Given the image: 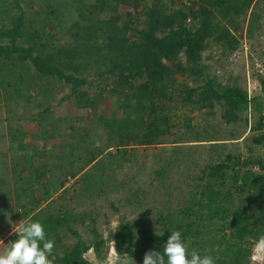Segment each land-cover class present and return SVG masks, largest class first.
Listing matches in <instances>:
<instances>
[{
  "label": "trees",
  "instance_id": "obj_1",
  "mask_svg": "<svg viewBox=\"0 0 264 264\" xmlns=\"http://www.w3.org/2000/svg\"><path fill=\"white\" fill-rule=\"evenodd\" d=\"M189 2L185 5L177 0L172 6L166 0H72L69 5L60 0H0V103L9 106L13 97L10 91L3 90L16 82V104L20 100L31 103L39 96L54 97L59 88H67L68 97L78 110L94 114L97 100L84 88L113 77L108 92L128 107V113L105 122L104 126L108 146L115 143L117 153H122L165 144L172 127L168 117L158 113L159 95L177 91L174 87L180 75L200 82L179 91L185 104L202 111L220 105L225 124H238L249 109L248 95L237 86L222 85L212 76L204 64L203 53L215 45L220 57L231 58L241 45L242 38L236 33L245 26L252 36L261 28L259 5L256 0ZM64 5H69L77 15L67 28ZM141 5L142 12H138ZM25 7L41 17L38 25L50 23L54 31L64 28L68 40L45 41L43 34L49 29H39L28 19ZM38 108L40 112L30 120L35 125L52 110L51 106L42 108L40 104ZM263 129L264 122L260 121L256 130ZM252 140L261 145L264 135ZM210 145V153L217 155V162L206 165L198 174L184 173L188 181L183 191L176 187L178 191L173 192L166 184L167 166L156 170L155 178L160 183L166 180L161 185L167 197L156 219L158 228L154 231L130 222L123 224L113 236L120 255L143 264L145 252H162L171 231L179 230L189 253L196 249L201 255L211 254L216 264L251 263L255 245L264 236V162L253 156L246 158L243 153L224 154L222 150L228 146L217 140H211ZM37 152L44 155L41 150ZM103 155V150L90 152L73 174L76 177L83 173L81 178L90 179L85 188L88 193L93 189L100 191L111 180L107 167L99 170L96 166ZM34 161L25 157L19 167L27 170L36 164ZM94 169L99 174L91 178L90 171ZM36 172L46 174L39 165ZM175 192H180L181 197L174 208L172 202L178 201ZM45 194L52 197L49 191ZM45 210L34 214L32 221L42 223L48 239L55 235L57 249L63 251L58 256L55 245L57 263L93 264L85 258L89 249L97 256L104 255L106 242L96 240L98 235L90 242L79 239L71 249H66L60 230L73 231L69 225L76 218L62 210Z\"/></svg>",
  "mask_w": 264,
  "mask_h": 264
},
{
  "label": "rangeland",
  "instance_id": "obj_2",
  "mask_svg": "<svg viewBox=\"0 0 264 264\" xmlns=\"http://www.w3.org/2000/svg\"><path fill=\"white\" fill-rule=\"evenodd\" d=\"M71 1L60 0L63 4L65 2L69 4ZM86 1L89 3L93 0ZM166 1L172 6L177 4V0ZM143 4L145 5V3ZM69 5L63 7L66 22L64 26L66 28L77 19L75 10ZM142 9L141 5L137 11L142 12ZM25 11L27 12V18L33 20V23L39 29L41 27L49 29L48 32L43 34L45 41L62 43L68 40L64 28L54 31L50 23L40 26L38 22L41 17L35 15L27 7H25ZM260 29L263 30L262 27ZM240 30H244V27ZM262 41L264 42V38L260 40V42ZM258 42L259 39L257 38L252 39L255 47H257ZM254 52L259 59H262L261 56L264 57V47L256 48ZM203 57L204 64L209 67L212 76L223 85L228 83L229 74L233 70L238 73L242 70L240 63L234 65L230 61V57H220L215 45L207 48L203 53ZM112 80L113 77H108L101 80L97 85L84 88L97 100L94 114L78 110L74 100L68 97L69 89L67 88H59L54 93V97L42 98L39 96L32 99L31 103L20 100L16 104L14 94V90L17 88L16 82L11 83L3 90V92L10 91L13 97L9 106L3 107L2 103L0 104V117L4 115L3 111H5L9 124H15L16 126L10 128V141L8 143H5L3 132L0 130V170H5L7 161H10L12 167L17 169L20 166L19 162L21 163L25 157H31V154L36 160L34 166L37 168L42 162V157L37 151L41 150L44 155H48V157L43 156L42 158L43 163L46 164L43 166L46 174L42 176L43 183L40 181L43 191L36 196L39 205L45 206L43 209V211L46 209L45 212L56 213L62 210L63 212H69L76 218L75 223L69 225L76 234L66 228L60 230V240L66 249H71L79 239L90 242L98 235L96 240L101 239L106 242L104 255L109 250L112 251L113 236L126 222L154 231L157 230L156 219L158 213L164 209L163 206L167 201V197L166 191L161 185L166 180L160 183L155 178L156 170L162 165L167 166L166 184L169 187L171 186L173 192L178 191L176 187L183 191L186 189L188 181L184 173L189 171L198 174L206 165L217 162V155L210 153L211 140H217L220 144L230 146L225 150L221 149L224 154L227 152L242 153L241 143L229 145L226 141L238 139L244 131L243 126L239 124H225L221 118L222 108L220 105H217L214 110L202 111L198 107L185 104L183 102L184 95H179V91L183 92L188 87H196L200 85V82H196L191 77H181L179 75L178 82L174 87V90L177 91L169 94L160 93L159 95L158 113L167 116L172 127L171 135L165 139V144L117 153L115 143L109 145L113 146L112 148H107L109 146L104 123L125 116L124 114L128 113V107L108 92ZM31 94L33 97L36 96L35 92H31ZM63 98L64 101H62ZM38 104L42 105V108L51 106L52 110L49 114L39 118L37 124L39 129L37 130V125L33 124L34 122L31 123V116H35L40 112ZM19 106H21L20 110H18ZM13 130L19 131L15 133ZM197 140L199 142H196ZM8 145L11 146L8 147ZM9 150L13 154L11 160H7L5 157ZM98 150H103L104 155L97 163V169L101 170L103 167H107L106 173L111 180H107L100 191L93 189L88 193L85 188L88 182L90 184V179L81 178L83 173L78 174L76 177H73V174L77 173V166L84 158L88 157L90 152ZM111 154L113 156H110ZM38 155L39 160L37 159ZM90 172L91 178L99 174L95 169ZM47 176L50 179L47 180ZM35 182L37 184L32 182V186L38 185L37 187H39L40 183ZM28 183H30L29 180ZM46 191L52 194L51 198L45 194ZM174 194L176 199L181 197L180 192ZM178 202H180V199L172 202L174 208ZM39 205L36 207L38 208ZM166 208L168 206H165ZM5 212L3 214H7ZM29 221H32V219ZM52 240H56L54 234ZM55 245L56 254L62 256L63 251L57 249V244ZM91 254L94 255V261L91 260ZM96 257L97 254L94 250L85 255V258L93 264H97ZM49 259L53 260V264H59L56 261L55 254L52 253Z\"/></svg>",
  "mask_w": 264,
  "mask_h": 264
},
{
  "label": "crops",
  "instance_id": "obj_3",
  "mask_svg": "<svg viewBox=\"0 0 264 264\" xmlns=\"http://www.w3.org/2000/svg\"><path fill=\"white\" fill-rule=\"evenodd\" d=\"M256 2L259 5L258 14L260 16V25L263 30L259 29V31H257L258 33L256 32L257 34L254 33L252 36H249L244 26V30H240L236 33L237 36L242 38L240 49H242L245 44V46L249 48V53L251 55L249 57V62L246 61L247 59H245V57H242L238 63H233L234 65L240 63L242 70L239 73L233 70L234 72L232 71L229 74L227 83L228 85L237 86L242 91L246 92L250 106L249 109L242 114L241 121L238 123L240 126H243V133L238 139L226 141V143L229 145L241 143L244 157L252 158L253 156V158H260L264 162V143L256 145L252 140V138H259V136L264 135V129L256 130L260 121L264 122V74L257 73L252 65L254 60H259L263 63L264 67V57L261 56L260 58L262 59H259L254 52L256 48L259 49L264 47V42H260V40L264 38V0H256ZM253 38L259 39L257 47L252 43ZM1 105L4 107L3 103ZM3 113L4 115L0 117V130L3 132V138L6 140L5 143H8L10 141V128L11 126L14 128L16 126L15 124L10 125L5 115L6 112L3 111ZM10 146L11 145H8V147ZM228 147L230 148V146ZM11 154V150H9L8 154H5L7 160L12 159L13 154ZM39 155L37 156L38 160ZM30 156V158L34 159L32 154ZM41 161L39 166L43 168L46 164L43 163L42 158ZM10 163V161H7L5 170H0V208H2V210H0V240L4 242L0 243V253L8 246V243L18 238L13 232V229L15 230L17 228L18 223L24 222L26 219H32L34 214H37L45 208L44 205H39V201L36 199L37 194H41L43 191V186L41 184L43 183V179L42 176L36 172V166L32 164L34 167L31 166L29 169L22 171V167L14 169ZM15 173H17V175H15ZM46 178L47 180L50 179L49 176ZM27 179L30 183H28ZM35 181L39 183L41 181L39 187H37L38 185L32 186V182L37 184ZM37 205H39L38 208L36 207ZM5 211L7 214H3Z\"/></svg>",
  "mask_w": 264,
  "mask_h": 264
},
{
  "label": "clouds",
  "instance_id": "obj_4",
  "mask_svg": "<svg viewBox=\"0 0 264 264\" xmlns=\"http://www.w3.org/2000/svg\"><path fill=\"white\" fill-rule=\"evenodd\" d=\"M18 238L10 243L0 253V264H53L49 257L55 247L54 240L46 237L44 226L39 221L19 222ZM0 243H4L0 240ZM115 248V244H113ZM89 249V252H92ZM264 256V236H261L255 245V252L251 257L252 264H257ZM121 255L118 251L109 252L102 257L97 256V264H119ZM143 264H216L211 254L201 255L196 249L189 253L183 241L182 232L171 231L167 241L164 243L162 252L149 250L145 252Z\"/></svg>",
  "mask_w": 264,
  "mask_h": 264
},
{
  "label": "built area",
  "instance_id": "obj_5",
  "mask_svg": "<svg viewBox=\"0 0 264 264\" xmlns=\"http://www.w3.org/2000/svg\"><path fill=\"white\" fill-rule=\"evenodd\" d=\"M178 1H180L181 3H183L185 5H189L190 4L189 0H178ZM250 55L251 54L249 53V48H247V46H245V44H244L242 49L239 48L237 51H235L232 54V56L230 58V61L232 63H238L242 59V57H245V59H247L246 61L249 62ZM252 65H253V69L257 73L264 74V67H263V63L261 61L254 60ZM24 222L25 223L29 222V219H26V221H24ZM15 230H18V226H17V228ZM14 234H16V233H14ZM16 235H18V234H16Z\"/></svg>",
  "mask_w": 264,
  "mask_h": 264
},
{
  "label": "water",
  "instance_id": "obj_6",
  "mask_svg": "<svg viewBox=\"0 0 264 264\" xmlns=\"http://www.w3.org/2000/svg\"><path fill=\"white\" fill-rule=\"evenodd\" d=\"M113 248V247H112ZM113 252H116L115 248H113ZM119 264H138L136 260L133 258L129 257L128 255H121V259ZM252 264V262H251ZM257 264H264V256H262Z\"/></svg>",
  "mask_w": 264,
  "mask_h": 264
},
{
  "label": "bare ground",
  "instance_id": "obj_7",
  "mask_svg": "<svg viewBox=\"0 0 264 264\" xmlns=\"http://www.w3.org/2000/svg\"><path fill=\"white\" fill-rule=\"evenodd\" d=\"M112 251H113V248H112ZM91 260H93L94 261V255L93 254H91Z\"/></svg>",
  "mask_w": 264,
  "mask_h": 264
}]
</instances>
